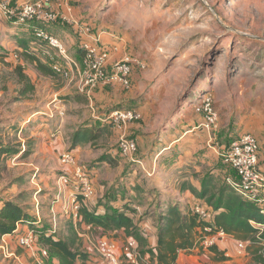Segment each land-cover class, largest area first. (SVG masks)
<instances>
[{
  "label": "rangeland",
  "instance_id": "obj_1",
  "mask_svg": "<svg viewBox=\"0 0 264 264\" xmlns=\"http://www.w3.org/2000/svg\"><path fill=\"white\" fill-rule=\"evenodd\" d=\"M35 1L40 0H0V28L6 24L22 26L18 12H11L21 8L24 2ZM43 1L48 10L57 14L54 22L48 24L50 28L61 21L75 28L76 32L72 29L68 34L78 40L77 49L73 47L71 51L50 31L62 42L63 52L47 40L39 39L43 42L38 43L44 44V58L57 71L55 76H40L35 65L27 60V68L21 72L18 59L0 58V208L5 201L20 204L32 218L37 217L36 222H42L44 226L39 229L51 228L52 221L54 225L58 220L57 237L64 240L73 236V227L79 234L77 246L86 244L100 264H112L97 248L98 242L107 240L115 244L118 256L128 240H136L139 251L143 247L136 236L124 238L123 229L106 232L102 228L88 229L87 224H83L85 228L79 225L78 217L75 219L72 213V200L82 193L75 169L81 167L93 184V198L86 202L90 210L99 206L106 209L110 200L114 205L122 204L119 199L130 200L128 203L135 207L134 222L147 244L152 240L150 230L160 228L166 197L177 196L172 173L159 176L147 164L142 165L141 159L147 158L143 153L152 147L153 140L155 145L160 143L159 151L166 148L161 158L170 164L178 159V152L185 150V145L174 146L171 142L187 131L185 125H189L184 121L190 120L188 130L194 131L188 135L190 148L196 151L201 146L202 153L207 150L209 156L202 157L207 164H200L195 160L200 155L195 156L188 176L197 179L194 165L207 170L205 177L210 174L215 178L213 192H219L222 185L229 186L230 180L240 181L234 168L222 161L219 151L243 133L257 137L259 165L264 168V0H66L69 8L82 11V20L73 19L70 9L67 14L54 9L53 0ZM33 23L39 21L26 26L33 27ZM32 30V42H37L39 37ZM86 37L92 43L101 38L100 44L110 52L109 67L130 57L139 60L132 65L130 86L120 85L129 92L121 105L135 108L141 113L140 120L118 126L100 119L107 118L112 108H122L100 107L97 103L94 91L105 83L90 90L80 87L77 68L67 57L82 70L86 68L82 49ZM78 49L82 59L76 56ZM24 70L33 74L28 80H21L20 72L26 74ZM27 85V88L31 86L30 91L23 92ZM64 87L89 99L65 93ZM204 97H208L217 117L209 127H206L210 123L209 114L198 110ZM138 105L143 112L138 110ZM131 124L135 125L130 130L143 141L135 154L137 163L123 155L119 147L121 136H127L125 129ZM89 125L95 138L82 144L77 154L71 153L75 133ZM59 131L61 147L54 134ZM214 149L216 153H211ZM67 151L74 162L63 160ZM152 151H155L153 147ZM155 164L151 168L156 169ZM65 176L68 182L62 179ZM192 197L189 202L192 209L209 220L213 214L211 205L195 194ZM178 200L183 204L186 201L183 196ZM168 201L165 208L177 205ZM22 226V223L17 225V232L12 233L14 237L5 234L0 238V264L41 263L45 254L44 251L41 254V246L37 245L38 234L34 229L22 233L19 229ZM27 237H31L30 245L21 242L22 238L28 241ZM238 242L235 243L239 250ZM242 243L247 247L245 241Z\"/></svg>",
  "mask_w": 264,
  "mask_h": 264
},
{
  "label": "trees",
  "instance_id": "obj_2",
  "mask_svg": "<svg viewBox=\"0 0 264 264\" xmlns=\"http://www.w3.org/2000/svg\"><path fill=\"white\" fill-rule=\"evenodd\" d=\"M39 39L41 38H37V42H43ZM22 55L27 61L33 63L41 74L46 76H55L57 74L52 67L46 65L36 56L34 50L25 48ZM18 71L22 72V69L19 67ZM21 72V80H28V76ZM27 87L28 85L23 88V92L30 91L31 86L29 88ZM118 106L127 109V107L123 105ZM116 108L120 107L112 109ZM95 136L96 134L94 131L91 132L89 127H84L75 133L73 147L85 144L88 141L90 142ZM69 151L71 152V150ZM220 158L224 162V158L222 156ZM225 164L228 165L227 163ZM70 176H73V174ZM228 185L230 187L227 186V184L222 185L219 192H213L216 188L215 178L208 174V176L202 180L201 191H197L191 187L192 191L200 200H207L213 208V214H211L209 218L210 221L201 218L200 214L190 206L184 209H181L178 205H169L166 207L164 209L162 221L159 224L160 228L157 244L153 248L146 249V237L142 236L134 222L135 207H132L129 203L124 204V209H122L115 207L110 200L106 205L105 213L101 214L98 213L97 210H90L86 206V202L93 197L87 199L79 194L80 196H77V201L80 205L78 218L74 217V214L73 217L79 220L78 223L80 226L87 224L95 229L102 228L106 232L123 229L127 235L136 236L140 245L143 247L140 251H142L141 254L146 264H177V258L181 250L189 251L196 247L203 250L204 237L221 230L237 239L249 240L253 243L259 241V238L264 239V213L262 212V205L250 199L243 198L235 191L231 184ZM1 207L0 238L5 234L14 233L19 223L30 224V229H34V232L38 234L37 245L41 246V254H43V251L47 252V256L45 255L39 264H57L56 261L59 264H87V262L92 261L91 258L94 255H91L89 247H87L86 244H79L77 246L79 234L73 227L71 228V230L74 231L73 236H68L67 239L64 240L63 238L57 237L58 224L55 226V223L58 222V220L54 221V225L52 221L51 228L39 229L44 226L42 222H36L35 219L37 217L33 216L32 218V215L20 204L14 201H5L4 205L2 204ZM36 223L37 225H35ZM259 224L260 226H258ZM206 227H211V231H207L205 229ZM208 249L215 253V260L226 259L224 252L219 250L217 244L213 243L209 245ZM257 254L255 259L264 263V246L260 247ZM142 263H144V261H142Z\"/></svg>",
  "mask_w": 264,
  "mask_h": 264
},
{
  "label": "crops",
  "instance_id": "obj_3",
  "mask_svg": "<svg viewBox=\"0 0 264 264\" xmlns=\"http://www.w3.org/2000/svg\"><path fill=\"white\" fill-rule=\"evenodd\" d=\"M52 7L56 10H58L59 12L62 13H66L68 12V9L71 10V14L73 16V19L75 17V19L78 20H82L81 17L82 16V11L80 12L77 7H71L69 8V6H67L68 2L62 1V3H59L58 0H53L52 1ZM69 16V14H68ZM70 16V17H72ZM7 26H3V28H0V58L1 59H18L19 62L22 64V66H19L21 69L23 68H27V62L26 63V59L24 58V56L22 55V52L25 50V48H29L30 50H34L35 54L37 57H39L42 62H44L46 65L52 67V64L47 61V58H44L45 56V52L43 51L44 48V44H40L38 42H32V39H34L33 35H32V29L33 27L31 25L26 26V25H22L20 27H15L13 25H9L6 24ZM60 25H64L63 27ZM11 29H10V28ZM9 32H6L7 30H9ZM48 31L52 32L53 34H55L56 36H58L62 41H64V43L66 44V46L70 47V50H73V47H75L77 49V43L78 40H74V38H72V36L70 34H68V32H72V29L74 30V32H76L75 28L73 26H69L67 27L66 24H62L61 23H56L54 24V26H48L47 27ZM52 29V30H51ZM102 30L99 29V32H101ZM62 32V33H61ZM103 35V34H102ZM113 35V34H112ZM116 35V34H115ZM101 36V34H100ZM111 36V34H110ZM89 37V36H88ZM88 37L84 38V40L88 39ZM105 37V36H103ZM101 39V38H100ZM83 40V41H84ZM90 40V39H88ZM32 43L34 44V46H32ZM36 45V46H35ZM80 55L81 59H82V52L78 49L77 52V57ZM47 56V55H46ZM50 60V56H47ZM113 59H116L115 56L112 55ZM51 61V60H50ZM30 64V62H29ZM33 64V63H31ZM38 71V70H37ZM24 72L26 73V76L32 77V73L29 70H24ZM38 74H40V72H38ZM37 75V74H36ZM42 74H40L41 76ZM46 76V75H45ZM63 91H65V93H73L72 95H75L77 98H86L89 99L88 97H86L85 94H80L79 92H73L72 90H70L68 87H64ZM78 93V94H77ZM128 90L126 91V88L121 86L120 84H104V85H100L98 86L95 91H94V97L96 98L97 103L100 104V107H115L116 105H121L123 102H125V99H127L128 97ZM67 97H69V95H67ZM76 100V99H74ZM71 101H69V105H68V109H72V105H71ZM103 101H105V103H102ZM107 102V103H106ZM67 107V105H65ZM138 110L143 112V108H139L138 105ZM42 110V109H41ZM35 112V111H34ZM39 111H36V113L33 114V117L38 114ZM75 118H72V120H74ZM181 119V117H180ZM184 123L188 124L189 126L185 127L187 128V131H182V135L176 139H174L171 144H173L174 146H176V144L178 143L180 146L185 145V150H181V152H178V159H175L173 162H171L170 164H168L166 161H164L163 158H161V155L164 154V150L159 151V142H157L158 145H155V140L152 141V147L155 149V151H152V147L148 148L143 154H145L147 156V158L141 159L143 164L142 165H148L150 169H153V174H159V176H165L164 173H172V181L174 183L175 186H177V196H171L168 195L166 197V194H163V197H166V199H170L172 201V204H177L181 209H184L186 207H192L191 204H189V202H191L193 200V194H195L191 187L196 189L197 191H201L202 189V181L203 178L205 177V175L207 174V170H202V168H199L197 166L194 165V172L196 174H198L197 179L194 178H190L188 176L189 174V167L191 166V162L193 161L194 157L197 155H200L199 158L195 157V160H199L200 164H207V160L206 158L204 160H202V157H207L209 155H207V150H204V154L202 153V148L201 146H199L198 150L193 151L190 148V145L188 144L189 142V133H193L194 131L188 130L191 124V121L189 120H185ZM135 124H131L130 126H128L125 129V132L127 134V136L138 140L136 141L139 145H142L141 141V136L137 135L135 133V131H131L130 128H132V126ZM89 128L92 127V125L88 126ZM119 132V130H117ZM56 136V140L59 141V145L60 147L62 146L61 142H60V138H62V132H55L54 133ZM120 135V134H119ZM70 138V137H69ZM159 138V137H158ZM156 138V140L158 139ZM164 139V138H163ZM165 140V139H164ZM158 141V140H157ZM177 144V145H178ZM206 144V142L204 141V145ZM201 145V144H199ZM171 147V145H170ZM81 149V145L76 146V147H72L71 153L73 154H77L78 151H80ZM204 149V148H203ZM215 152H211V153H216V149H214ZM210 153V154H211ZM155 156H152L154 155ZM139 157H141L138 154ZM204 161V162H203ZM137 163V162H136ZM156 163V164H155ZM153 164H155L156 169L155 168H151V166H153ZM202 166V165H201ZM146 167V166H145ZM147 168V167H146ZM148 168V169H149ZM261 168V167H260ZM144 169V168H143ZM261 170L264 173V168H261ZM65 171H69V170H65ZM184 186V187H183ZM262 193L264 194V188L262 189ZM196 195V194H195ZM186 199V203H180V201L178 199L180 198ZM197 196V195H196ZM118 197V194H117ZM122 197L125 198L126 196H123L122 193ZM177 197V198H176ZM180 197V198H179ZM198 198V197H197ZM167 199V203L169 202ZM199 199V198H198ZM122 200V204H118V205H113L115 207H122V209H124V204H128V202L130 200H123V199H119ZM161 199H159L156 203H159ZM167 203L162 207V210L165 209V206L167 205ZM161 209V208H160ZM98 213H105V207H103V209H101V206H99L98 208H96ZM157 213V212H155ZM24 226V227H23ZM22 228L19 227L20 232H28L30 230V227L28 226L27 223L23 224ZM90 227V228H89ZM89 227L87 226L88 229H91V225H89ZM140 229L143 230L144 227L142 225H139ZM82 228H85L84 225H82ZM95 229V228H93ZM96 229H101V228H96ZM154 230V231H153ZM17 232V229L16 231ZM124 234V238L127 237L126 232L122 231ZM158 233H159V229L157 228H153L150 230V234H151V239L150 238L148 240H150V242L148 241L147 245H146V249L147 248H153L156 246L157 244V238H158ZM14 234V233H13ZM13 234H6V236L9 237H14ZM122 236V235H121ZM213 238V242L214 244H217L219 247V250L221 252H224V255L226 257V259L224 260H215L214 259V255L215 253L212 252L211 250L208 249L209 244L204 245L203 250L200 249L199 247L193 248L192 250H181L179 252L178 258H177V264H264L261 261H257L256 255L258 250L260 249L261 246L264 245V239H258L259 241H257L256 243H253L252 241L249 240H243L246 242L247 247L243 252H239V250L237 249V245H236V241H242V239H237L234 236L230 235V234H222L221 232H216L210 236H208V239ZM124 238H120L121 240H123ZM210 240V239H209ZM155 241V242H153ZM148 244L151 246L149 247ZM202 250V251H201ZM260 252V251H259ZM92 261L87 262V264H100L97 261L96 257L92 256ZM57 264H59L56 261ZM38 264V263H35Z\"/></svg>",
  "mask_w": 264,
  "mask_h": 264
},
{
  "label": "built area",
  "instance_id": "obj_4",
  "mask_svg": "<svg viewBox=\"0 0 264 264\" xmlns=\"http://www.w3.org/2000/svg\"><path fill=\"white\" fill-rule=\"evenodd\" d=\"M18 12V22L21 25L30 24L31 21H39V23H33V29L39 38L47 40L52 46L57 47L63 52V44L56 37L48 32L47 27L57 17L55 12L47 9L43 0L35 2H24L21 8H16L11 13ZM99 39V38H98ZM82 49L84 50V63L86 68L81 69L80 66L72 59L67 57L77 68V81L81 88L90 90L93 87L98 86L99 83L113 84L119 83L129 87L130 78L133 72L132 65L139 63V60L134 57L121 60L111 67H109L110 52L106 47L100 44V39L95 43L90 40H85L82 43ZM56 69L59 67H55ZM56 71V70H55ZM57 72V71H56ZM130 76V77H129ZM199 111H205L209 114L210 123L206 125L209 127L216 120V113L213 111L211 102L208 97H204V100L198 105ZM141 113L136 109H113L107 118H100L104 122L115 123L118 126L121 124H128L130 122L139 120ZM205 126V124H204ZM120 151L123 155L130 158L134 162L139 160L135 157L138 146L134 139H130L129 136L122 135L119 141ZM259 142L258 139L251 133L243 134L239 139L234 140L227 147H220L219 154L224 159V162L234 168L240 181H231V186L235 191L240 192L246 199L257 202L262 205V212L264 213V194L262 189L264 188V173L259 167ZM63 160L65 162H74L73 156L69 151L63 154ZM76 180L81 181L82 193L85 198L91 199L94 195L93 184L84 173L83 169L79 167L75 169ZM62 179L64 182H68L69 178L66 176ZM61 179V180H62ZM78 197L74 196L72 200V212L74 217L78 216L79 203ZM74 207L76 209L74 210ZM200 213L199 211H197ZM201 214V213H200ZM203 214L207 215L206 211ZM203 218V217H201ZM205 219V218H204ZM253 222V221H252ZM57 224V222L55 223ZM260 226V224L258 225ZM262 226V225H261ZM262 228V227H261ZM207 231H211V227L205 228ZM225 234L223 230L219 231ZM28 241L23 238L21 242L24 245H30L31 237H27ZM214 242L210 241L207 236L203 239V244L212 245ZM239 251L246 249L242 241L238 242ZM264 246V245H263ZM100 248L104 255L108 258L112 264H146L141 252L139 251L136 240H128L121 248V256L117 255V247L115 244L110 243L107 240L98 242L97 248ZM47 256V252L44 251ZM144 261V263H142Z\"/></svg>",
  "mask_w": 264,
  "mask_h": 264
}]
</instances>
